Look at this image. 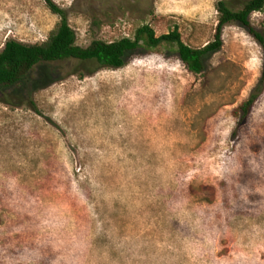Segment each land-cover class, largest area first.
Segmentation results:
<instances>
[{"label": "rangeland", "instance_id": "1", "mask_svg": "<svg viewBox=\"0 0 264 264\" xmlns=\"http://www.w3.org/2000/svg\"><path fill=\"white\" fill-rule=\"evenodd\" d=\"M52 1L83 48L149 25L199 49L223 0ZM250 22L264 34V12ZM58 23L42 0H0V51L44 43ZM263 60L231 24L199 76L161 46L83 78L41 65L5 89L0 264H264Z\"/></svg>", "mask_w": 264, "mask_h": 264}, {"label": "trees", "instance_id": "2", "mask_svg": "<svg viewBox=\"0 0 264 264\" xmlns=\"http://www.w3.org/2000/svg\"><path fill=\"white\" fill-rule=\"evenodd\" d=\"M49 11L59 18L56 29L47 41L27 45L9 40L0 51V95L5 89L25 84L29 74L38 66L45 64H75L74 74L80 78L94 73L95 69H121L125 66L126 55L136 50H155L161 46L175 49L179 60L187 70L201 75L205 70V59L222 48V33L225 27L238 24L245 28L259 44L264 56V34L250 22L254 13L264 12V0H223L216 4L217 26L212 42L202 48L194 49L182 41L178 28L166 35L157 37L149 25L137 28L132 38H122L112 43L94 40L88 47L77 45L74 30L68 22V12L52 0H42ZM264 75V60H263ZM259 85L249 99L238 108L240 119L249 116L254 104L262 93Z\"/></svg>", "mask_w": 264, "mask_h": 264}]
</instances>
